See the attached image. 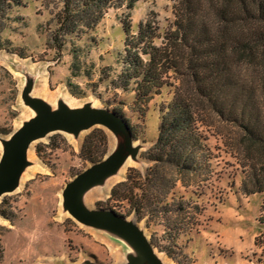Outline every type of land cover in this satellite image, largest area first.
I'll return each mask as SVG.
<instances>
[{
	"label": "rangeland",
	"instance_id": "rangeland-1",
	"mask_svg": "<svg viewBox=\"0 0 264 264\" xmlns=\"http://www.w3.org/2000/svg\"><path fill=\"white\" fill-rule=\"evenodd\" d=\"M26 1L13 9V20L2 32L8 41L0 48V157L3 140L38 114L25 101V92L53 109L91 105L114 110L131 119L137 151L114 174L82 190L81 200L89 207H114L137 218L165 264H264V243L255 244L264 231L259 220L262 195L243 191L245 173L231 144L233 128L217 117L210 118L207 127L211 173L191 175L185 185L176 171L167 169L170 184L174 180L176 185L156 196V205L144 208L142 218L126 199L110 200L112 187L126 180L130 168L137 169L132 175L141 184V174L151 165L145 153L175 96L174 86L164 85L145 103L138 99L135 83H125V25L130 23L136 32L141 21L151 19L163 34L175 19V1L111 0L93 28L59 35L61 48L54 35L59 33L63 2ZM96 127L107 133L103 159L117 146L118 136L101 124L79 136L54 130L31 142L18 185L0 195V210L12 216L0 214V264H121L139 255L126 237L81 223L63 204L66 183L100 160L81 155L85 137ZM151 191L158 194L159 188Z\"/></svg>",
	"mask_w": 264,
	"mask_h": 264
},
{
	"label": "trees",
	"instance_id": "trees-1",
	"mask_svg": "<svg viewBox=\"0 0 264 264\" xmlns=\"http://www.w3.org/2000/svg\"><path fill=\"white\" fill-rule=\"evenodd\" d=\"M61 1V34L54 35L58 48L63 45L59 35L93 28L111 5V0ZM174 1L175 19L163 34L151 19L141 21L136 32L125 25V83L133 81L145 103L164 85L174 86L175 96L145 153L151 165L141 174L143 183L132 175L137 169L130 168L126 180L112 187L110 200L126 199L142 218L144 208L156 205L158 195L176 185L174 180L170 184L167 169L176 171L185 185L191 175L211 173L207 127L217 117L233 128L231 144L245 173L243 191L262 195L259 220L264 223V0ZM26 2L0 0V48L8 41L2 32L13 20L11 12ZM124 117L134 133L131 119ZM107 141L106 131L96 127L85 137L81 155L91 161L102 158ZM155 186L158 194L151 191ZM0 214L12 219L6 210ZM261 243L264 231L255 238L256 245Z\"/></svg>",
	"mask_w": 264,
	"mask_h": 264
},
{
	"label": "water",
	"instance_id": "water-1",
	"mask_svg": "<svg viewBox=\"0 0 264 264\" xmlns=\"http://www.w3.org/2000/svg\"><path fill=\"white\" fill-rule=\"evenodd\" d=\"M23 96L38 114L3 140L4 147L0 157V195L12 191L18 185L20 175L28 164L27 150L33 140L54 130L77 134L82 129L97 124L104 125L117 134L118 144L107 156L92 162L66 183L62 191L65 209L80 222L107 228L126 237L139 252L137 256L130 255L127 264H163L137 218L130 219L114 208L89 207L79 196L86 187L116 172L131 154L136 153L135 138L125 117L100 106H61L53 109L38 96L28 92Z\"/></svg>",
	"mask_w": 264,
	"mask_h": 264
},
{
	"label": "crops",
	"instance_id": "crops-1",
	"mask_svg": "<svg viewBox=\"0 0 264 264\" xmlns=\"http://www.w3.org/2000/svg\"><path fill=\"white\" fill-rule=\"evenodd\" d=\"M43 100H44V99H43ZM83 130H84V129L80 130L77 134H73V133H72V134L75 135V136H79V133H80L81 131H83ZM123 164H124V163H123ZM123 164H122V165H123ZM122 165H121V166H122ZM121 166H120V167H121ZM120 167H119V168H120ZM119 168H118V169H119ZM118 169H117V170H118ZM114 173H115V172H114ZM114 173H112V174H114ZM112 174H110V175H112ZM110 175H108V176H106V177H109ZM20 176H21V175H20ZM106 177H105V178H106ZM85 204H86V203H85ZM86 205H87V204H86ZM81 223H82V222H81ZM87 225H88V224H87ZM90 226H92V227H96V226H93V225H90ZM103 229L106 230V231H109V232H111V233H112V232H113V233H116V232H114V231H112V230H109V229H107V228H103ZM129 257H130V256H128V257L126 258V260H125L123 263H121V264H127V263L130 261V258H129ZM162 262H163V260H162ZM88 264H97V262H91V261H90V263H88ZM163 264H165V263L163 262ZM249 264H254V262H253V261H249Z\"/></svg>",
	"mask_w": 264,
	"mask_h": 264
},
{
	"label": "bare ground",
	"instance_id": "bare-ground-1",
	"mask_svg": "<svg viewBox=\"0 0 264 264\" xmlns=\"http://www.w3.org/2000/svg\"><path fill=\"white\" fill-rule=\"evenodd\" d=\"M107 130L110 132V133H113L109 128H107ZM127 162H125L124 165H126Z\"/></svg>",
	"mask_w": 264,
	"mask_h": 264
}]
</instances>
